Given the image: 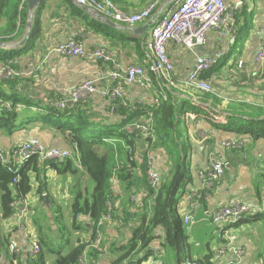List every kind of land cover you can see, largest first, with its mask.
I'll return each mask as SVG.
<instances>
[{
    "label": "crops",
    "instance_id": "1",
    "mask_svg": "<svg viewBox=\"0 0 264 264\" xmlns=\"http://www.w3.org/2000/svg\"><path fill=\"white\" fill-rule=\"evenodd\" d=\"M119 1L125 10L136 12L144 8L151 0ZM231 2L236 3L237 8L234 11V28L228 37L222 38L216 31H209L203 50L198 49L197 46L195 51H191L173 42L168 45V54L175 63V80L177 79L179 83L176 87L171 88L176 100L180 101L185 98L192 104L197 99L200 103L229 115H232L237 108L243 109L241 107L243 100L250 103L257 102L260 106H264V71L256 58V51L260 44L257 29L264 19V0H231ZM176 4L177 0H161L159 9L150 19L128 25L104 17L93 9L78 4L75 0H42L40 6L33 10H30V6H28L29 20L21 36L14 40L0 41V67L8 63L25 71L23 77L0 78V97L11 102L19 115L17 126L12 130L0 124V145L10 148L28 138L38 137L47 148H68L74 153L79 152L70 157L71 161L76 163L78 168L74 167L78 172L63 173L58 168L47 165L45 169L46 185L43 189L45 193L42 196L36 194L39 180L38 176L33 173V190L26 197L19 199V209L16 210L17 212L14 210L12 215L14 218L0 217V228L3 235L7 242L9 238L17 240L23 249L20 260L22 258L25 264H32L27 258L30 225L28 220L22 222L16 220L15 217L20 212V208H27L29 219L43 218L45 217L43 214L51 215L54 220L64 216L65 227L61 223L57 226L53 221L51 225H46L47 235L41 236V233L34 228L37 238L40 241L43 239L42 248L46 237L47 241L53 244L56 235L61 233L64 238L60 241L59 250H63V253L66 254L70 247L78 244L80 238L86 237L87 239L91 235L90 230H76L72 227L71 203L74 198V189L83 187L86 182L93 181L89 180L82 161L78 160V157L81 158V152L78 150L76 142L74 144L72 142V138L79 134L74 133L72 128L67 126L62 130L61 124L49 115H51V108L59 109L58 102L60 100L69 99L70 88L81 83L84 79H100L101 76L106 75L109 67L98 64L90 57L60 56L55 49L61 42L75 38L82 41L87 50L99 45L109 48L124 66L146 65L147 46L152 40L151 29L156 21V13L175 8ZM244 6L247 7V16L242 14ZM39 8V29L30 45L29 33L33 25L32 18L34 13L37 14ZM31 13L32 25L29 28ZM242 33H244V37L241 39V47L236 57L232 61H227L219 71L216 69L213 75L208 78L220 96L209 93L203 95L191 89L187 90L180 84L179 81L186 79L193 69L196 53L214 55V52L221 48L226 52V55L228 52L232 54L233 47L238 45ZM230 65H233L234 68ZM232 74H237V76L234 78ZM97 83L99 87L100 84H108L106 80H100ZM159 87L158 82H155V87L149 90L139 85H132L127 86V92L129 98L136 104L140 102L139 104L156 106L153 104V100L158 96L157 89ZM69 105L73 106L75 111L77 109L85 110L87 115L91 114V118L99 122L110 125L117 122V118L110 116L111 111L115 114L113 112L114 105L104 97L94 95L80 104L70 103ZM69 115H71L70 112L67 113V116ZM72 115H76V113ZM55 117H59V115L56 114ZM180 120V128L184 130L183 136L187 135L189 140L187 158L190 160L193 175L192 181L186 182L184 191L179 198L178 207L183 219L190 208L183 194L190 189L199 188V171L201 169L211 170L210 164L213 157L224 154L226 162L225 175L215 184L211 198L201 199L200 209L193 214V224L184 223L185 228L186 226L190 227L189 232L187 230L186 232L189 235V243L192 245V257L200 259L213 252V264H224L230 260H233L234 264H264V209H256L264 196V138L253 140L249 136H240L215 128V123L202 113L195 120L185 121L181 116ZM200 131L207 132L211 136L207 144L203 145L199 142ZM68 134L73 136L69 137ZM237 137L245 139V145L241 149L221 147L222 139H236ZM103 147H100V151L103 150ZM66 160L56 161L60 163V169ZM157 167L162 172L163 181L173 170L167 154L162 149H159ZM134 170V184L128 189H125L124 185L120 187V190L118 189L119 197L115 206L116 212H131L133 217L123 225L104 222L99 226L103 240L99 248L92 247L91 243L86 246L88 264H112L124 252L120 246L128 241L136 226L137 217L139 218V214L143 213V199L147 195L149 184L147 175L144 176L139 168ZM46 196L49 197V203L46 202ZM133 196H135V200L132 199ZM237 199L254 206L252 212L238 222L228 221L218 227L212 225V213L219 207ZM133 204H138L141 208L139 212L132 207ZM227 235L237 247L245 248V253L239 259H236L229 250L218 255L219 248L229 240ZM64 245L65 247H63ZM51 251L55 253L57 250L52 247ZM167 251L168 248L164 247L161 256L153 255L144 259L142 264H151L158 257L162 259ZM143 256L142 252L138 258H143ZM13 257L11 251L3 252L0 264H10ZM174 258L171 260V264H176ZM130 260L126 259L124 264H130ZM54 261L55 259H51L48 264H54Z\"/></svg>",
    "mask_w": 264,
    "mask_h": 264
},
{
    "label": "built area",
    "instance_id": "2",
    "mask_svg": "<svg viewBox=\"0 0 264 264\" xmlns=\"http://www.w3.org/2000/svg\"><path fill=\"white\" fill-rule=\"evenodd\" d=\"M78 4L84 5L95 12L100 13L104 17L121 22L128 25L137 24V22L150 19L157 9H159L161 0H151L144 8L131 12L125 10L121 5L113 0H75ZM237 4L231 0H177L175 8L168 10H161L156 13V21L154 22L151 35L152 40L147 46V60L146 65H130L124 66L117 60L113 51L105 46H95L91 50H87L82 41L75 38H70L61 42L55 51L61 56L85 58L90 57L98 64H104L109 67L106 75L101 76L100 79H84L81 83L73 86L68 91V100H73V103L80 104L82 101L91 98L94 95L104 97L116 106H125L129 111L139 109V103L132 101L127 92V86L139 85L144 89H152L155 87V82H158L159 89H157L158 96L153 100L154 105H158L162 100H167L171 92V88L176 87L177 79L175 80V63L170 54H168V45L170 42L182 45L191 51H195L197 46H204L207 41V33L209 31H216L220 37H228L233 31L234 11ZM260 37V44L257 48L256 58L260 65H264V19L257 29ZM196 53V52H195ZM226 52L219 48L214 52V55L196 53L195 63L193 69L190 71L186 79H181L179 82L187 90L191 89L203 95L206 93L220 96L215 91L209 79L202 78V75L207 73L215 62L223 61L226 58ZM263 69V66H262ZM25 71H21L12 64H3L0 67V78L15 79L23 77ZM106 80L107 85L100 84L97 81ZM67 99H62L58 102V108L63 110L68 104ZM194 106L201 107L204 112L202 115L210 118L216 123H227L229 114L215 110L208 105L200 103L197 99L192 103ZM12 108L11 102L5 98L0 97V108ZM201 113H194L192 111L180 112L179 117L185 121L195 120ZM125 132L139 136L137 142L129 146L125 142L123 144L128 147L129 151H135L133 158L139 162L145 161L146 174L148 183L151 189L155 191V196L160 191L163 182V175L161 170L157 167V160L159 150L155 148L158 139L156 131V121L154 116L141 115L128 122L124 128ZM211 136L207 132L200 131L198 140L201 144H207ZM107 142L120 141L116 138H105ZM220 145L224 149H241L245 145V139L237 137L236 139L225 138L220 141ZM68 148H47L38 137H31L18 145L10 148L0 145V163L7 166L11 172H16L19 167L25 164L33 156H38L42 161H63L75 154ZM224 154L213 157L211 159V170L201 169L199 171L200 186L198 189H190L184 192V198L189 203L188 214L183 221L187 225L193 224V214L200 209L201 199H210L215 184L221 180L225 175ZM79 161H82L78 157ZM118 189L114 187L112 195H110L107 202V212L100 219L98 230L95 235L92 247L99 248L103 240V234L99 229L104 222H114L118 225H123L124 219L121 217H114L116 211L115 206L117 198L119 197ZM154 197V196H153ZM135 200V196L132 197ZM18 199L12 205L14 210L19 209ZM152 208V204L149 205ZM252 205L242 200H232L231 202L216 209L211 215V221L219 226L224 222L232 221L238 222L242 220L247 214L253 210ZM264 209V196L261 198L260 204L256 209ZM17 212V211H16ZM14 218V216L12 217ZM10 218V219H12ZM16 220L29 221L30 227V244L27 248V258L32 263L38 262V256L43 251L40 240L37 238L34 226L31 219L28 218L27 208H20V212L16 215ZM225 232V231H224ZM155 241L153 243V250L156 255H162L163 247L160 246L163 232L156 231ZM224 242V245L219 248L218 255L224 254L227 250L231 251L236 259H239L244 253L245 248L237 247L230 237ZM6 249L11 251L14 255L10 264H20V256L22 254V247L16 239L9 238L6 243ZM230 260L224 264H234ZM76 264H88L87 250L81 255ZM151 264H162L160 257L154 259ZM185 264H193L191 261H186Z\"/></svg>",
    "mask_w": 264,
    "mask_h": 264
},
{
    "label": "trees",
    "instance_id": "3",
    "mask_svg": "<svg viewBox=\"0 0 264 264\" xmlns=\"http://www.w3.org/2000/svg\"><path fill=\"white\" fill-rule=\"evenodd\" d=\"M113 1L119 5L121 4L119 0ZM28 6L29 0H0V41L14 40L22 35L29 20ZM39 14L40 8L36 15L34 13L32 18L33 25L29 33L30 45L33 43L39 29ZM242 14L247 16L246 6H244ZM227 58L228 56L223 61L215 62L212 68L202 75V78H210L216 69L227 63ZM262 66L264 71V65ZM241 107L243 109L237 108L229 116L227 123H216L215 128L240 136H249L253 140L264 138V111L260 107H253L249 104H241ZM138 108L129 111L125 106H116L115 114L112 111L110 112V116L117 118V122L112 125L91 118V114L87 115L85 110L77 109L75 111L74 107H70L69 104L63 110L55 107L51 108V115L49 116L55 118L61 124V128L71 127L74 133L79 134L72 138V142L73 144L76 142L77 148L81 152L82 165L86 175L89 180L95 182L92 191L88 188L87 183L83 187L74 189V198L71 203L73 229H87L91 231V235L87 239L86 237L80 238L78 244L70 247L66 254L63 253V250L56 251L57 257L54 264H76L85 252L86 246L92 243L95 238L100 219L108 210L107 202L114 191L113 188L120 190L122 185H124L125 189L131 188L134 184L135 168H139L143 175H146L145 161L139 162L136 158H133L135 151H129L128 147L123 144L125 142L127 145L132 146L137 142L139 136L125 132L123 128L128 122L149 113L154 116L156 121L158 142L155 148L157 150L162 149L167 154L169 164H172L173 170L162 182L160 191L156 196L155 191L148 184V192L143 199V213H138L140 216L139 218L137 217L136 226L132 230L130 238L120 246L124 250L123 254L115 259L112 264H124L126 259H131L129 261L130 264H142L144 259L155 256L152 245L156 238V231L160 230L163 232L160 246L163 248L170 246L173 249L172 259L175 257L176 264H185L188 260L193 264H213V252L200 259L192 257V245L189 243V235L186 232L178 207L179 198L182 191H184L186 182L193 179L190 160L187 158L188 147L181 140L184 130L180 128L181 120L179 114L186 110L194 113H201L204 110L197 105H192L185 98L180 101L176 100L174 93L170 94L167 100H162L156 106L140 104ZM69 112L71 115L67 116ZM74 113L76 115H72ZM56 114L59 117H55ZM18 120L19 115L14 106L11 109L8 107L0 108V124L3 127L7 126L12 130L17 126ZM104 127H106V130L102 132L100 140L90 137L97 136L98 130ZM68 136L71 137L73 135L70 136L68 134ZM110 137L120 141L114 143L106 142L105 138ZM170 141H173L175 146L180 149L178 156H176L175 150L170 145ZM101 142L104 143V147L100 151V146L98 145ZM118 164V169H116L118 170V175L115 181L113 179V169ZM47 165L56 167L63 173L70 171L74 174L78 172L73 168L70 158L65 161L62 169H60V163L54 160L42 161L38 156L30 158L16 172L9 171L7 166L0 163L1 212L4 219L13 217L14 208L12 203L15 200L24 198L32 192L33 173L38 176L39 180L36 194L42 196L45 193L43 189L46 185L45 169ZM150 203L152 208L149 207ZM132 207L137 209L138 212L141 209L138 204H133ZM114 217L123 218L126 224L133 216L131 212L125 213L123 211L118 213L115 211ZM56 219L65 227L64 216ZM3 238L4 247L3 249L0 248V260L2 253L7 251V240L4 235ZM40 243L42 245L43 239ZM142 252L144 254L143 258L136 260L134 256L137 255L139 257ZM167 254L168 252L162 258V264H171ZM19 263L25 264V261L21 258ZM32 264H47L44 250L38 256V262Z\"/></svg>",
    "mask_w": 264,
    "mask_h": 264
},
{
    "label": "rangeland",
    "instance_id": "4",
    "mask_svg": "<svg viewBox=\"0 0 264 264\" xmlns=\"http://www.w3.org/2000/svg\"><path fill=\"white\" fill-rule=\"evenodd\" d=\"M244 37V33H242L241 35H240V37H239V43H238V45L237 46H235V47H233V53L231 54L230 52H228L227 53V56H228V58L226 59V61H232L235 57H236V55L238 54V50L240 49V47H241V45H240V42H241V39ZM232 68H234L233 67V65H230ZM229 66V67H230ZM220 70V68L218 69V71ZM227 72H230L229 70H227ZM233 75V77L235 78L236 76H237V74H232ZM245 97H247V96H245ZM249 97H252V96H249ZM239 100H241V99H239ZM241 104H249V105H251V106H255V107H260V109H262L263 111H264V106H260L259 105V103H257V102H248V101H246V102H244V100H243V103H241ZM252 104H254V105H252ZM104 130H106V127H104V128H101V129H99L98 131V133H97V136H90V137H92V139H96V140H100V137H101V134H102V132L104 131ZM181 140H183V142H184V144L187 146V147H189V143H188V137H187V135H185V136H183L182 138H181ZM170 145L172 146V148H173V150H175V153H176V156H178L179 155V153H180V149L179 148H177L176 146H175V144H174V142L172 141H170ZM98 146H100V147H102V146H104V143L103 142H101ZM73 163V166H75V167H77L76 166V163L73 161L72 162ZM78 165V164H77ZM118 166H119V164L117 165V167L115 168V169H113L114 171H113V179L115 180L116 179V177H117V175H118V170H116V169H118ZM75 167H73V168H75ZM78 168V167H77ZM145 169H146V163H145ZM147 170V169H146ZM78 171V170H77ZM147 175V174H146ZM148 180V179H147ZM87 184H88V188L90 189V191H92V188H93V186H94V182L93 181H89V182H86ZM114 189V188H113ZM117 193H119V192H117ZM0 200H1V195H0ZM43 216H45V217H43V218H31V223H32V225L34 226V228H35V230L37 229V232H40L41 233V236L42 235H47V229H46V225L47 224H49V225H51L52 223H53V221H55V224H57V226H59V224H60V221L59 220H54L52 217H51V215H49V216H46L45 214H43ZM0 217L2 218V214L0 215ZM65 222V221H64ZM212 225H214L215 227H218L217 225H215L214 223H212ZM64 227V226H63ZM186 230H187V232H189V230H190V227L189 226H186ZM66 232V231H65ZM45 233V234H44ZM57 234V233H56ZM62 238H64V235L62 236V234L61 233H59V234H57L56 235V237H55V239H54V242H53V244H51L49 241H47V237L45 238V242H44V246H43V250H44V255H45V258H46V262H47V264H48V261H50L51 259H56L55 257H57V253H52V251H51V248L52 247H54L57 251L60 249L59 247L61 246V244H60V241H62ZM51 245H53V246H51ZM168 248V256H169V259L170 260H172V255H173V249L170 247V246H168L167 247ZM134 258L137 260L138 259V256L137 255H135L134 256ZM49 259V260H48Z\"/></svg>",
    "mask_w": 264,
    "mask_h": 264
},
{
    "label": "water",
    "instance_id": "5",
    "mask_svg": "<svg viewBox=\"0 0 264 264\" xmlns=\"http://www.w3.org/2000/svg\"><path fill=\"white\" fill-rule=\"evenodd\" d=\"M41 1L42 0H29L30 10H33L35 7L40 6ZM31 17H32V13L30 15V19H31ZM31 21H32V19L29 21V28H31V25H32ZM198 49L203 50L204 47L198 46ZM67 103L72 104L73 100H68ZM113 112H115V109L113 110ZM46 202L49 203V197L48 196H46ZM3 247H4V238H3V233H2L1 228H0V248L3 249Z\"/></svg>",
    "mask_w": 264,
    "mask_h": 264
}]
</instances>
